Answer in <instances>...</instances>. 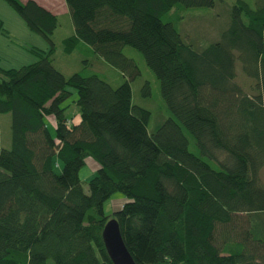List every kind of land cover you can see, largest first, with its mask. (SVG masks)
Wrapping results in <instances>:
<instances>
[{"label": "trees", "instance_id": "trees-1", "mask_svg": "<svg viewBox=\"0 0 264 264\" xmlns=\"http://www.w3.org/2000/svg\"><path fill=\"white\" fill-rule=\"evenodd\" d=\"M6 1L49 48L0 66V114L11 115V146L0 144V264H115L102 236L111 218L136 264H264V0H236L226 29L201 47L174 20L217 0H64L73 25L64 52L93 53L121 73L119 85L92 62L66 75L59 14ZM126 46L143 55L172 113L152 131L151 111L133 101L140 68ZM87 157L100 163L89 192ZM115 192L128 200L107 215Z\"/></svg>", "mask_w": 264, "mask_h": 264}, {"label": "rangeland", "instance_id": "rangeland-1", "mask_svg": "<svg viewBox=\"0 0 264 264\" xmlns=\"http://www.w3.org/2000/svg\"><path fill=\"white\" fill-rule=\"evenodd\" d=\"M40 1L49 4L60 16V25L53 35L57 45L56 65L58 68L66 75L79 71L86 74L84 66L92 62L94 70H97L110 83L113 85L122 83L123 76L121 73L107 62L97 60L93 53L84 50L79 52L76 50L71 54L65 53L63 39L73 33V25L70 15L67 13L68 9L65 1ZM235 1L217 0L214 7L194 8L183 12L185 18L181 19L182 22L172 20H174L188 41H195L198 43L197 46L201 47L208 43L209 40L218 38L219 34L226 29L230 18V10ZM248 1L253 5L255 3V0ZM170 17H175V13H172ZM0 18L4 24V30L0 31V66L6 69L19 68L38 60V56L34 50H48V41L41 34L30 29L24 19L6 0H0ZM124 52L128 56L133 57L140 68V74L131 81L133 101L151 111L148 129L152 131L165 119L171 117L172 113L161 95L159 81L154 72L146 64L143 55L130 46H126ZM94 61L98 63L97 67L96 64L93 65ZM237 69L239 74L243 73L240 65H238ZM239 81L247 88L249 87V83H251V80L245 78L244 75L239 76ZM147 85L150 87H146ZM71 90L73 94L67 101L68 103H73V100H76L78 97L77 91L74 88H71ZM76 110L77 106L75 105L73 109H70L69 114ZM46 119L50 129L53 131L55 119L52 116H48ZM184 131L191 139L190 150L199 153L197 146L191 138V134L185 128ZM0 144L7 148L11 146L10 114H0ZM99 167L100 163L96 159L93 157L86 158L85 164L80 170V178L86 192H89L88 181L97 174ZM57 171H61V166L57 168ZM127 200L122 192H115L105 202V213L107 215L113 214Z\"/></svg>", "mask_w": 264, "mask_h": 264}, {"label": "water", "instance_id": "water-1", "mask_svg": "<svg viewBox=\"0 0 264 264\" xmlns=\"http://www.w3.org/2000/svg\"><path fill=\"white\" fill-rule=\"evenodd\" d=\"M102 236L108 253L115 264H136L123 240L117 218L108 220Z\"/></svg>", "mask_w": 264, "mask_h": 264}, {"label": "crops", "instance_id": "crops-1", "mask_svg": "<svg viewBox=\"0 0 264 264\" xmlns=\"http://www.w3.org/2000/svg\"><path fill=\"white\" fill-rule=\"evenodd\" d=\"M24 1H26V0H24ZM39 4H41L42 6H44V7H46L47 9H49L50 11H52L53 13H55V14H58L49 4H47V3H44V2H42V1H40V0H36Z\"/></svg>", "mask_w": 264, "mask_h": 264}]
</instances>
